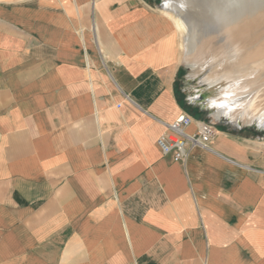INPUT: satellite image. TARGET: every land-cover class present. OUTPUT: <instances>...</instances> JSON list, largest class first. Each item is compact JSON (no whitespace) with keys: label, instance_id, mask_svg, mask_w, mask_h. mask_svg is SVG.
<instances>
[{"label":"crops","instance_id":"crops-1","mask_svg":"<svg viewBox=\"0 0 264 264\" xmlns=\"http://www.w3.org/2000/svg\"><path fill=\"white\" fill-rule=\"evenodd\" d=\"M155 1L0 0V264H264V137L179 87Z\"/></svg>","mask_w":264,"mask_h":264},{"label":"bare ground","instance_id":"bare-ground-1","mask_svg":"<svg viewBox=\"0 0 264 264\" xmlns=\"http://www.w3.org/2000/svg\"><path fill=\"white\" fill-rule=\"evenodd\" d=\"M159 12L180 38L187 78L203 86L191 97L216 119L264 128V0H163Z\"/></svg>","mask_w":264,"mask_h":264},{"label":"built area","instance_id":"built-area-1","mask_svg":"<svg viewBox=\"0 0 264 264\" xmlns=\"http://www.w3.org/2000/svg\"><path fill=\"white\" fill-rule=\"evenodd\" d=\"M164 131L156 139V145L163 155L174 161L184 162L190 149H207L214 135L213 124L205 120L193 119L182 113L171 122H163ZM194 126L192 131L189 127Z\"/></svg>","mask_w":264,"mask_h":264},{"label":"rangeland","instance_id":"rangeland-1","mask_svg":"<svg viewBox=\"0 0 264 264\" xmlns=\"http://www.w3.org/2000/svg\"><path fill=\"white\" fill-rule=\"evenodd\" d=\"M155 5H158V7H161V0L159 1H155L154 2ZM192 13V12H191ZM194 15V12L192 13ZM192 14H190V17L192 19V21H194L195 24V29H199L200 27V23H199V15L196 16L197 18H195ZM194 17V18H193ZM199 24V25H198ZM203 25V24H202ZM173 29V28H172ZM177 37V35H176ZM180 38H177V41H179ZM178 60L180 61V63L184 66V71L181 73L179 80H178V84L179 87H182L184 90V93L186 95H189L194 89H201L203 88V86H201L198 83L197 79H188L187 78V74L190 71L189 70V66L187 64V62L185 61V58L183 59V57H181V49L178 47ZM186 63V64H185ZM200 97H204L207 95V91H201L200 93ZM206 121V120H205ZM208 122V121H207ZM228 126H231L230 124H227ZM249 127L250 129H254L257 131V133L253 134V135H258L259 137H264V130H257L254 127H252V124H244V127Z\"/></svg>","mask_w":264,"mask_h":264},{"label":"water","instance_id":"water-1","mask_svg":"<svg viewBox=\"0 0 264 264\" xmlns=\"http://www.w3.org/2000/svg\"><path fill=\"white\" fill-rule=\"evenodd\" d=\"M162 4H163V0H161V6H162ZM203 98V97H202ZM197 102H198V104L199 105H203L202 104V101L201 100H197ZM226 119V118H225ZM228 122V121H227ZM232 123V122H231ZM235 125H238V124H235ZM252 127H254L255 129H257V130H264V128H259L258 126H256V125H252Z\"/></svg>","mask_w":264,"mask_h":264}]
</instances>
